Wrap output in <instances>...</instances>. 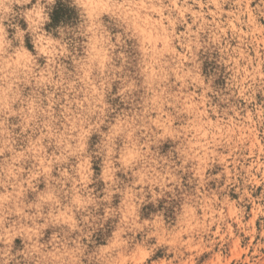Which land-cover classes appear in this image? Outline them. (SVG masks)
Returning a JSON list of instances; mask_svg holds the SVG:
<instances>
[{
    "label": "clouds",
    "instance_id": "clouds-1",
    "mask_svg": "<svg viewBox=\"0 0 264 264\" xmlns=\"http://www.w3.org/2000/svg\"><path fill=\"white\" fill-rule=\"evenodd\" d=\"M0 264H264V0H0Z\"/></svg>",
    "mask_w": 264,
    "mask_h": 264
}]
</instances>
